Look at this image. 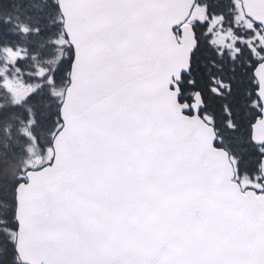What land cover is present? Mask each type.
Instances as JSON below:
<instances>
[{
  "label": "snow or ice",
  "instance_id": "obj_1",
  "mask_svg": "<svg viewBox=\"0 0 264 264\" xmlns=\"http://www.w3.org/2000/svg\"><path fill=\"white\" fill-rule=\"evenodd\" d=\"M0 264H264V0H0Z\"/></svg>",
  "mask_w": 264,
  "mask_h": 264
}]
</instances>
